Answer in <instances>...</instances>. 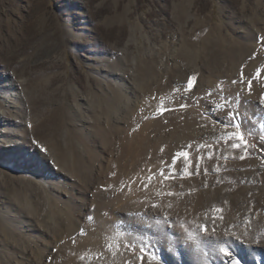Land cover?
Masks as SVG:
<instances>
[{
	"label": "rangeland",
	"instance_id": "obj_1",
	"mask_svg": "<svg viewBox=\"0 0 264 264\" xmlns=\"http://www.w3.org/2000/svg\"><path fill=\"white\" fill-rule=\"evenodd\" d=\"M257 37L264 0H0V264H87L93 251L107 260L103 226L118 213L167 223L178 243L188 227L217 247L230 236L223 264L264 257L252 221L264 215ZM180 152L189 155L174 164ZM117 244L139 264H171L156 247Z\"/></svg>",
	"mask_w": 264,
	"mask_h": 264
},
{
	"label": "bare ground",
	"instance_id": "obj_2",
	"mask_svg": "<svg viewBox=\"0 0 264 264\" xmlns=\"http://www.w3.org/2000/svg\"><path fill=\"white\" fill-rule=\"evenodd\" d=\"M189 43V42H188ZM185 49V48H184ZM186 51V50H185ZM201 51V50H200ZM262 51V50H261ZM190 52V51H189ZM192 53V51L190 52ZM224 53V52H223ZM188 54V53H187ZM204 54V53H203ZM238 54V53H237ZM215 55V54H214ZM190 56V55H189ZM184 57V56H183ZM188 57V56H187ZM194 58V57H193ZM228 58V57H227ZM249 58V57H248ZM196 59V58H195ZM197 60V59H196ZM232 60V59H231ZM262 66V65H261ZM215 67V66H214ZM221 67V66H220ZM225 67V66H224ZM233 68V67H231ZM239 68V67H238ZM197 69V68H196ZM222 69V68H221ZM196 71V70H195ZM228 71V70H227ZM262 71V70H261ZM193 72V71H192ZM219 72V71H218ZM192 75V74H191ZM224 77V76H223ZM261 77V76H260ZM210 78V77H209ZM212 81V80H211ZM232 81V80H231ZM230 81V82H231ZM241 82V81H239ZM256 82V81H255ZM228 83V82H227ZM147 84V83H146ZM196 84V83H195ZM207 84V83H206ZM211 84V83H210ZM261 86V85H260ZM215 87V86H214ZM218 87V86H217ZM247 88V87H246ZM258 88V87H257ZM251 89V88H250ZM177 92V91H176ZM234 93V92H233ZM235 94V93H234ZM249 94V93H248ZM191 95V94H190ZM240 95V94H239ZM246 95V94H245ZM227 96V95H226ZM233 96V95H232ZM242 98V96H241ZM236 100V99H234ZM159 103V102H158ZM170 103V102H169ZM242 103V102H241ZM149 104V103H148ZM161 104H164V103H161ZM167 104V103H166ZM188 105V104H187ZM170 106V105H169ZM160 107V106H159ZM197 107V106H196ZM204 107V106H203ZM247 108V107H246ZM245 108V109H246ZM241 109V108H240ZM155 110V109H154ZM248 110V109H247ZM249 112V111H248ZM171 114V113H170ZM246 114V113H245ZM254 114V113H253ZM247 116V114H246ZM189 118V116H188ZM172 119V118H171ZM249 119V118H247ZM179 120H182V117L181 119ZM206 120V119H205ZM171 122V121H170ZM175 122V121H174ZM182 122V121H180ZM184 122V121H183ZM182 122V123H183ZM167 123V122H165ZM169 123V122H168ZM172 123V122H171ZM181 123V124H182ZM186 123V122H185ZM203 123V121H202ZM157 124V123H156ZM166 125V124H165ZM173 125V124H172ZM194 123H193V119L191 121H188L187 124L184 125V127H182V132H185L187 131L186 134H188V132L190 130H192V128L194 129ZM170 127V126H169ZM192 127V128H191ZM161 128V127H160ZM172 128V127H171ZM178 128V127H177ZM164 129V128H163ZM204 129V128H203ZM156 130V129H154ZM175 130V128H174ZM197 130V128L195 127V131ZM199 130V129H198ZM202 130V129H201ZM227 131V130H226ZM164 132V131H163ZM174 132V131H173ZM193 133V132H191ZM219 133V132H218ZM163 134V133H161ZM190 134V133H189ZM173 135V134H172ZM183 135V133H182ZM192 135V134H190ZM189 135V136H190ZM201 135V134H200ZM213 135V134H212ZM230 135V134H229ZM176 136V134H175ZM186 136V135H184ZM171 137V135H170ZM174 137V136H173ZM188 137V136H187ZM180 138V137H179ZM184 138V137H182ZM181 138V139H182ZM157 139V138H156ZM166 140V138H164ZM216 139V138H215ZM178 140V138H177ZM213 140V139H212ZM235 141V140H234ZM165 142V141H164ZM175 142V141H174ZM181 142V141H180ZM220 142V141H219ZM160 143H163V141H161ZM177 143V142H176ZM230 143V142H229ZM221 144V143H220ZM204 145V144H203ZM216 145V144H215ZM224 146V143L222 144ZM230 145V144H229ZM190 146V145H189ZM213 148V146H212ZM231 153V152H230ZM234 153V151H233ZM239 153V152H238ZM217 156V155H216ZM238 157V156H237ZM240 161V160H239ZM246 162V161H245ZM241 163V162H240ZM223 165V164H222ZM232 166V165H231ZM243 166V165H242ZM245 166V165H244ZM252 166V165H251ZM250 166V167H251ZM252 170V169H251ZM230 171V170H229ZM247 171V170H246ZM248 172V171H247ZM246 172V173H247ZM251 173H249L250 175ZM100 175V174H99ZM237 175V174H236ZM238 176V175H237ZM245 180V179H244ZM233 181V180H232ZM248 187V186H247ZM75 188V187H74ZM246 189V188H245ZM89 190V187L88 189ZM87 190L86 191H83V193L85 194H82V197L81 196H78V197H81L82 199V202L80 204L76 203V204H73L74 208H76V210L78 211V217L76 219H74V217L72 218V212H71V215H70V221H71V225H69L66 230H65V233H72L73 230H75V228H77L76 226H78V222L80 220V216L81 214H83L85 211V208H87ZM81 191V190H80ZM183 191V190H182ZM249 191V188L247 190H242V192L240 194H244V192H247ZM209 192V191H208ZM207 192V193H208ZM250 192V191H249ZM189 192H187L188 194ZM201 193V192H200ZM204 193V192H202ZM206 193V194H207ZM248 193V192H247ZM168 194V193H167ZM172 194V193H171ZM213 194V193H212ZM163 195V194H162ZM160 195V196H162ZM203 195V194H202ZM210 195V194H209ZM244 195H247V194H244ZM53 196V195H52ZM166 196V195H165ZM188 196V195H187ZM77 197V198H78ZM180 197V196H179ZM178 197V199H179ZM190 197V196H189ZM211 197V196H209ZM213 197V195H212ZM246 197V196H245ZM71 198V197H70ZM182 198V197H181ZM187 198V197H186ZM73 199V198H72ZM76 199V198H74ZM73 199V200H74ZM156 199V197H155ZM154 199V200H155ZM173 199V197H172ZM185 200V198H183ZM189 199V198H187ZM186 199V200H187ZM209 199V198H208ZM212 199V198H211ZM231 198H229L230 200ZM71 200V199H69ZM89 200V199H88ZM162 200V199H161ZM166 200V199H165ZM170 200H171V197H170ZM200 200V199H199ZM206 200V199H205ZM227 200V199H226ZM236 200V196L235 198H232L231 201H228V202H232L230 205H232ZM25 201V200H24ZM53 202H51V200L49 201V211L53 212V215H54V220H56L58 222V224L62 221L63 222V219H66L65 216L63 217L62 215V210L61 208L59 207L60 205V200H58L57 197H55V199L52 200ZM163 201V200H162ZM178 201H181L180 199ZM73 202V201H72ZM159 202V201H157ZM165 202V201H164ZM188 202V201H187ZM202 202V201H201ZM170 203V202H168ZM172 204H177L179 203L178 205H180L181 203L183 204V202H177L176 201H172L171 202ZM194 203V202H193ZM206 204V201L204 202ZM30 204V203H29ZM199 204V202H198ZM197 204V205H198ZM203 204V203H201ZM72 205V204H71ZM192 205V204H191ZM195 205V204H194ZM169 206V205H168ZM167 206V207H168ZM205 206V205H203ZM202 206V207H203ZM171 208L174 207L173 206H170ZM182 207V205H181ZM184 207V206H183ZM188 207V206H187ZM200 207V206H199ZM169 208V207H168ZM179 208V207H178ZM196 208V207H195ZM166 209V208H165ZM189 209V207L187 208ZM186 210H183V211H187ZM198 209V208H196ZM241 209V208H239ZM164 210V209H163ZM170 210V209H169ZM177 209H175L174 211H176ZM192 210V209H191ZM189 210V211H191ZM234 210V208H233ZM236 210V209H235ZM242 210V209H241ZM74 211V210H73ZM167 211V210H166ZM180 211V210H179ZM193 211H196L195 209H193ZM199 211V210H197ZM30 214L31 212L33 213V210H30L29 211ZM68 212V211H67ZM83 212V213H82ZM183 213V212H182ZM188 213V212H186ZM190 213V212H189ZM237 213V212H236ZM243 214V213H242ZM241 214V215H242ZM66 215V214H65ZM164 215V214H163ZM186 215V214H185ZM184 215V216H185ZM188 215V214H187ZM199 215H201V213H199ZM145 216V215H144ZM183 216V215H182ZM183 216V217H184ZM195 216V215H194ZM238 216V215H237ZM243 216V215H242ZM150 217V216H149ZM197 217V216H196ZM8 218V216H7ZM68 218V217H67ZM152 218V217H151ZM191 218V217H190ZM257 219H254L252 221H254V233L257 232V231H262L264 230V215H261L259 217H256ZM154 218H152L153 220ZM161 219V218H160ZM186 219V218H184ZM183 219V220H184ZM205 219V218H204ZM165 220V219H164ZM182 219H180L181 221ZM188 220V219H187ZM178 220V224L181 225ZM189 221V220H188ZM190 221H192L190 219ZM66 222V221H64ZM69 222V221H68ZM154 222V220H153ZM167 222V221H166ZM176 222V221H175ZM183 222V221H182ZM186 222V220H185ZM54 222H45V223H42V225H44V228L45 230H50V225L53 226ZM92 223V222H91ZM187 223V222H186ZM191 223V222H189ZM25 224V223H24ZM63 224V223H62ZM72 224H74L72 226ZM172 224V223H171ZM170 224V225H171ZM228 224V223H227ZM187 225H189L187 223ZM191 225V224H190ZM167 223L166 225L161 222V221H155L154 223L151 222V219H147V218H138V217H135V216H130V217H127L125 215H121V214H117L116 216H113L112 218L108 219L107 221H105L104 223V226H103V231H104V236L107 237V241H105V249L107 251L110 252V255H109V258L107 260L104 259V257L102 256L101 258L97 259V258H94L93 255H95L97 252L96 251H93L90 256L87 258V261L86 263L87 264H139V260H135L134 257H130L128 256V249L124 248V247H120L117 242H125V244H130V243H137L138 244V247L143 245L144 246V249L145 250H149L150 251V248H153V247H156L163 255L167 254L166 256H168V263H171V264H223L224 260V257H225V254H226V250L228 247H232L231 245H233L232 243H234V238L231 239V237L229 236V238H226L224 239H220V242H221V246L219 244L220 247H217V246H214L212 243L209 242V239L207 241V239H205L204 237H206L207 235H205L204 237H200L201 235L197 236V235H194V231L192 232L191 229L188 227L187 230L185 232H183V238H184V242L185 244L183 243H178V237L177 235L174 233V231H170L171 228L169 229L167 227ZM174 226V225H173ZM172 226V227H173ZM185 226V225H184ZM252 226V225H251ZM29 227L31 229H35V230H40L41 226H35L33 225L31 222H29ZM170 227V226H169ZM187 227V226H186ZM29 228V229H30ZM43 228V227H42ZM66 228V226H65ZM175 228V227H174ZM27 228V231L29 230ZM252 229V228H251ZM259 229V230H258ZM61 231V230H60ZM218 232V231H216ZM223 232V230H222ZM226 232V231H225ZM260 232L259 234L261 235ZM47 233V232H46ZM64 233V232H63ZM74 233V232H73ZM11 234V233H10ZM174 234H175V237H174ZM53 235V234H52ZM63 235V234H62ZM219 235V234H218ZM228 235V234H227ZM255 235V234H254ZM253 235V236H254ZM263 235V234H262ZM182 235H180L181 237ZM220 236V235H219ZM252 236V237H253ZM216 237V238H217ZM235 237V236H234ZM238 237V236H237ZM249 237V236H248ZM206 238H209L206 237ZM217 238V239H218ZM258 238V237H256ZM62 239V238H61ZM250 239V238H249ZM252 239H255V238H252ZM183 240V239H182ZM214 240V239H213ZM257 240V239H256ZM211 241V239H210ZM218 241V240H216ZM255 241V240H254ZM41 242V241H40ZM212 242V241H211ZM236 242V241H235ZM253 242V241H252ZM215 243V242H214ZM218 243V242H216ZM237 243V242H236ZM238 244V243H237ZM236 244V245H237ZM70 245V244H69ZM251 245V244H250ZM249 245V246H250ZM257 245V244H256ZM255 245V246H256ZM75 246V245H74ZM78 246V245H77ZM132 246V244H131ZM137 246V245H136ZM228 246V247H227ZM239 246V245H238ZM248 246V245H247ZM253 246V245H252ZM261 246V245H260ZM68 247V246H67ZM80 247V246H79ZM78 247V248H79ZM127 247V246H126ZM70 248H73V246L70 245ZM76 248V247H75ZM74 248V249H75ZM155 248V249H156ZM230 249V248H229ZM249 249V247H248ZM251 249V248H250ZM78 250V249H77ZM233 252H236V250L239 251V254L241 255L242 251H243V246H239L237 247L236 249L233 248ZM42 251V250H41ZM71 251H73L71 249ZM95 253V254H94ZM238 254V252H237ZM228 255V254H227ZM254 257V255H252ZM241 257V256H240ZM249 258L250 259V262L248 264H264V257L262 258H258V256L256 255L257 258ZM149 258V257H148ZM147 258V260H145V262H142L144 264H164L163 260L162 262H158V261H155L153 260L152 258H150V260ZM236 259V257H235ZM30 260V259H29ZM239 264H244L242 263V260L240 258L237 257L236 259ZM24 261V260H23ZM249 261V260H248ZM21 262V261H19ZM14 263V262H13ZM24 263V262H23ZM40 263V262H39ZM166 263V262H165ZM19 264V263H18ZM34 264V263H32ZM37 264V263H35Z\"/></svg>",
	"mask_w": 264,
	"mask_h": 264
},
{
	"label": "snow or ice",
	"instance_id": "obj_3",
	"mask_svg": "<svg viewBox=\"0 0 264 264\" xmlns=\"http://www.w3.org/2000/svg\"><path fill=\"white\" fill-rule=\"evenodd\" d=\"M257 39L260 40L262 43H264V38L257 37ZM257 75H259V74H257ZM194 80H195V77H192L189 80L188 85H187V87H188L189 90H191V88L193 87ZM163 111H164V109H161V113ZM233 135L236 136L237 139H239L241 141L244 140V136L243 135H238V134H235V133ZM233 147L240 148L241 145L239 143H237V144H234ZM188 155L189 154L187 152L177 153L176 156L174 157V164L179 161L180 157H182V156L183 157H188ZM241 158L243 159V157H241ZM161 174L163 175V173H161ZM227 258H228L229 264H239V262L234 258V256H228ZM141 259H143V257H141ZM153 259H155V257H153Z\"/></svg>",
	"mask_w": 264,
	"mask_h": 264
}]
</instances>
